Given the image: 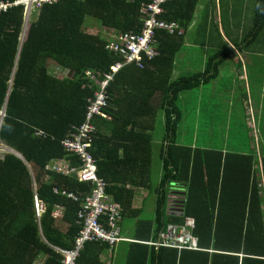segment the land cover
I'll return each instance as SVG.
<instances>
[{
	"label": "trees",
	"instance_id": "1",
	"mask_svg": "<svg viewBox=\"0 0 264 264\" xmlns=\"http://www.w3.org/2000/svg\"><path fill=\"white\" fill-rule=\"evenodd\" d=\"M20 1L0 0V4ZM150 1L41 3L32 8L27 24L23 5L0 14V145L20 156L8 152L0 157V264H62L58 249H74L82 228L76 218L79 204L53 190L85 197L91 188L72 176L46 170L60 160L71 169L81 167L78 156L67 152L62 141L85 122L98 82L122 61L107 50L106 31L140 32L142 10ZM198 2L172 0L163 5L157 19L177 23L182 34L156 30L158 55L144 58L142 68L131 64L120 69L107 88L104 117L94 118L90 153L97 175L122 208L120 228L123 221L136 220L126 264H264V197L254 158L212 149L206 135L202 143L189 145L198 134L181 131L185 116L179 107L183 94L196 90L198 95L212 85L228 58L260 38L264 2L256 5L249 31L230 37L233 50L227 42H219L206 58L204 70L173 79L176 56L185 44ZM91 21L105 33H88ZM86 72H92L97 82ZM195 110L197 116V99ZM158 114L163 118L158 152L161 177L153 188L152 140ZM138 189L155 193L152 220L141 218L142 209L134 207ZM238 193L244 197L237 199V205L230 203ZM35 195L46 207L40 218L34 210ZM172 198L178 199L177 209L168 210ZM56 208H63L60 219ZM187 217L195 220L196 251L165 244L161 237L168 225H183ZM101 221L106 224L104 217ZM116 245L86 242L76 262L110 264L102 257Z\"/></svg>",
	"mask_w": 264,
	"mask_h": 264
},
{
	"label": "crops",
	"instance_id": "2",
	"mask_svg": "<svg viewBox=\"0 0 264 264\" xmlns=\"http://www.w3.org/2000/svg\"><path fill=\"white\" fill-rule=\"evenodd\" d=\"M260 2L263 3L264 0H199L194 19L197 20L196 24L200 27L201 34L206 37V43H203L204 50H208L207 42L210 40L214 41L211 44V49L216 50L219 42H227L228 47L233 50L234 47L232 43H230L231 39L228 40L229 38L227 39L225 36H221V34H228L232 39H235L234 37H237L236 35L243 34L245 31L248 32L253 26L255 7ZM194 23L195 22H193V24ZM196 45L201 48L200 44L197 43ZM242 54V56L239 57L237 53H235L233 54L234 57L228 58L222 64V66L230 67V69L227 70L228 74L225 79V85L220 86L213 83L199 91L197 95V116L199 121L206 119L205 116H201V107L205 109V106H208L210 102H204V97H206V100H215L218 98L224 100L222 108L224 109L223 115L225 118H222L220 125L223 128L227 126L228 136H222L219 143L209 142V145L213 147L212 149L222 150L223 152L229 151L252 156L254 158L255 174L258 175L256 177H258V183L263 190L264 197V24L260 38L255 40L254 45L247 49H243ZM246 54L249 56H246ZM203 55L204 57L202 58ZM202 56L198 63L200 67L198 71L204 70L205 61L209 55L206 57V52L204 51ZM194 66L192 62L186 65L185 60H176L173 76L177 79L181 76L192 75L193 72L190 74V70ZM220 70L221 68L219 69V75ZM205 93L206 95H204ZM238 117H241V125L244 128L247 139L246 143L242 141L237 143L236 140H233L235 137H231L234 133L231 134L230 131L232 130V126L237 124L236 119ZM156 121L155 130L161 135L163 130L162 114H158ZM185 141V139H182V142ZM197 142L198 137H195L194 142L188 144L196 146ZM152 144L156 145V141L152 140ZM12 151L13 150H11L10 153ZM159 170L156 184L155 186L152 185L153 188L156 187L160 180L161 166ZM241 176L246 177L245 174L233 175V177ZM244 185L246 186L245 179ZM236 189L237 188L234 187L231 191ZM241 197L244 196L240 193L233 195V198L229 199V202L237 205V199ZM168 201H170V203H168V210L172 208L177 209V207H175L178 201L177 198H172ZM147 203L153 207L152 210L154 214L155 193L153 194L152 191L138 189L134 199V207L136 209H142L143 212ZM61 213H63V208H56L55 215L58 216L59 219ZM140 217L142 218V214ZM135 222L136 220L133 219H127L122 222L121 233L124 240L120 241L112 252L102 257L104 263L115 264L116 260L121 264L127 263L129 254L128 247ZM62 226L65 228V225Z\"/></svg>",
	"mask_w": 264,
	"mask_h": 264
},
{
	"label": "built area",
	"instance_id": "3",
	"mask_svg": "<svg viewBox=\"0 0 264 264\" xmlns=\"http://www.w3.org/2000/svg\"><path fill=\"white\" fill-rule=\"evenodd\" d=\"M58 0H28L30 9L32 6H39L41 3H52ZM172 0H151L143 8L142 12L145 15L141 31L138 33L128 32L117 34L110 30L107 32L109 42L107 50L116 54L122 61L116 63L111 68V74L105 75L104 80L98 82V91L94 98L88 101L87 117L82 125H79L74 131L62 141L63 148L76 156H78L81 167L71 169L68 165L60 160L47 168V172L61 174L63 176H76L79 183L88 184L91 192L85 197L83 194L67 192L65 190L55 188V195L67 198L79 204L76 212L78 223L82 225L77 236L74 239V249L72 251H64L58 249V253L63 257L62 264H77L79 251L83 248L86 242H104L110 246H114L120 241H123L120 221L122 216V208L116 204L107 194V184L97 175V166L95 159L90 153V148L93 142V136L96 132L94 125L95 117H104L103 111L107 107V88L113 82L114 76L123 67L131 64H136L138 67H143V59H153L158 55L155 42V31L163 30L167 33L182 34L177 23H165L157 19L163 13V5ZM26 0H21L14 5L0 4V14L6 12L13 6H24L25 21L28 20ZM86 76L93 81L97 79L92 72H86ZM0 152L7 153L9 149L0 145ZM82 195V196H81ZM34 210L36 216L40 218L46 211L45 204L34 196ZM104 217L106 224L101 221ZM195 228V220L187 217L183 225H168L164 234L161 237L165 244H171L178 248L190 249L196 251L197 238L193 236L192 230Z\"/></svg>",
	"mask_w": 264,
	"mask_h": 264
},
{
	"label": "rangeland",
	"instance_id": "4",
	"mask_svg": "<svg viewBox=\"0 0 264 264\" xmlns=\"http://www.w3.org/2000/svg\"><path fill=\"white\" fill-rule=\"evenodd\" d=\"M27 5V14L25 15H29L31 14V9H30V4L28 3V0H26ZM34 7V6H32ZM199 9L201 10V8L199 7ZM195 22L193 24H191V26L189 27L187 33H186V37H185V44L182 47V49L180 50V52L177 54L176 58L177 60H185L186 65H188V63L192 62L194 63V67L191 68L190 70V74L191 72H195L198 71L200 69V67L198 66L200 57L202 56V54L204 53V51L206 52V57L210 54H212L214 52L215 49H211V44L212 40H210L209 42H207L208 45V50H204V46L203 43H206V37L201 35V30L200 27L197 26V20L194 19ZM28 22V21H27ZM196 24V25H195ZM86 31L90 34H98L99 32H104L105 30L103 29V27H101L100 24H97L95 21H91L88 22V25L86 26ZM108 31H106L107 34ZM245 33H247L245 31ZM244 33V34H245ZM23 34V33H22ZM243 34V35H244ZM221 36H225V38H229L230 39V35L228 34H221ZM236 36H242V35H236ZM200 44L201 48L198 47V45L196 44ZM243 50V49H242ZM237 55L239 57H241L242 55V51L238 52L236 51ZM242 55H241V54ZM246 56H249L246 54ZM264 56V55H263ZM204 57V55L202 56V58ZM230 69V67L228 66H221V70H220V75L221 77L218 76L217 80L214 82L215 85H220L223 86L225 85V79L226 76L228 74L227 70ZM173 79H175V77H172ZM209 86V85H208ZM193 92V91H192ZM187 92L185 94H183L182 96L184 97H180V101H179V107L180 110L183 111V115L185 116V121L184 123H182V127L181 131L186 130V133L191 136L194 133L198 134V141H200V143H202L205 139V135L210 137L211 139V143L212 142H217L219 143L221 141V137L222 136H228V131H227V126L226 128H223L220 123L222 121V118L224 119L225 116L223 115V111L224 109L223 107V99H215V100H210V104L208 106L201 107V116H205L206 119L205 120H197V116H196V110H195V106H196V90L195 92ZM188 94V95H187ZM206 95V93L204 94ZM192 98L191 100H189V98ZM204 99H206V97H204ZM189 100V101H188ZM216 102V103H215ZM183 105L185 106V108H183ZM240 116V115H239ZM197 120V125L195 124ZM199 121V124H198ZM237 124L232 126V130L230 131L231 134L234 133V135H231V137H235L233 140H236L237 143H239L240 141L246 143L247 139L245 136V131L243 126L241 125V117L236 119ZM236 127V128H235ZM204 131H208V132H204ZM209 130H211V132H209ZM195 135V134H194ZM153 140L156 141V145H153V149H152V162H151V181H152V185L155 186L156 184V180H157V175L158 172L160 171V162L158 159V151L160 149V143L162 141V133L161 135L159 134V132L157 130H155L154 135H153ZM213 148V147H212ZM233 148H240V147H233ZM5 153L4 152H0V157L3 156ZM147 203V205H145L144 209H143V213H142V218L144 219H152L153 217V207ZM117 255V252H116ZM115 264H121L119 261L116 260Z\"/></svg>",
	"mask_w": 264,
	"mask_h": 264
},
{
	"label": "water",
	"instance_id": "5",
	"mask_svg": "<svg viewBox=\"0 0 264 264\" xmlns=\"http://www.w3.org/2000/svg\"><path fill=\"white\" fill-rule=\"evenodd\" d=\"M2 116H4V111L2 112ZM11 153H13V154H15L16 156H18L19 157V155L16 153V152H14V151H12ZM74 179H76V176H72Z\"/></svg>",
	"mask_w": 264,
	"mask_h": 264
},
{
	"label": "clouds",
	"instance_id": "6",
	"mask_svg": "<svg viewBox=\"0 0 264 264\" xmlns=\"http://www.w3.org/2000/svg\"><path fill=\"white\" fill-rule=\"evenodd\" d=\"M30 15V14H29ZM28 18H29V16H28ZM24 21H25V18H24ZM28 21V20H27ZM27 21H25V23L27 24ZM24 32H25V29H24V31H23V35H24ZM11 150L9 149V152H10ZM8 153V152H7Z\"/></svg>",
	"mask_w": 264,
	"mask_h": 264
}]
</instances>
